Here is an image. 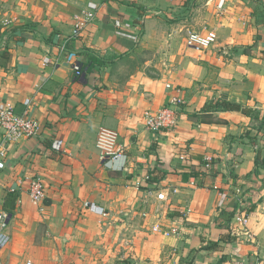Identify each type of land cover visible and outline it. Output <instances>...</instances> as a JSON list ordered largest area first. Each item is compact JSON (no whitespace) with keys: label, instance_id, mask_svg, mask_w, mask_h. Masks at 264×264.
Instances as JSON below:
<instances>
[{"label":"crops","instance_id":"1","mask_svg":"<svg viewBox=\"0 0 264 264\" xmlns=\"http://www.w3.org/2000/svg\"><path fill=\"white\" fill-rule=\"evenodd\" d=\"M89 1L100 5L96 21L68 44L83 75L65 61L45 65ZM262 1L206 0L225 38L198 52L181 33L208 17L188 14L190 0H0V101L23 113L30 100L41 125L8 145L0 128V264H264ZM175 94L178 126L150 132L145 113ZM224 100L248 113L209 107ZM101 127L119 133L126 170L102 164ZM34 177L46 188L42 205L29 196ZM155 223L179 233H155Z\"/></svg>","mask_w":264,"mask_h":264},{"label":"built area","instance_id":"2","mask_svg":"<svg viewBox=\"0 0 264 264\" xmlns=\"http://www.w3.org/2000/svg\"><path fill=\"white\" fill-rule=\"evenodd\" d=\"M222 2L224 0H221ZM100 9L99 3L89 1L84 7L79 9L73 16V30L69 36L62 37L61 45L58 48V55L51 59L46 57L43 61L45 65L52 64L57 67L65 61L72 66V69L76 77L83 75L81 64L77 60V54L75 52L68 51V44L74 38L80 36L87 28L95 23L98 11ZM12 20L7 19L3 23V27H11ZM218 34L215 30L209 31L206 34L198 32H189L186 38V44L189 48L195 51H204L210 49L218 42ZM167 89L178 93L179 90L174 88L171 84L167 85ZM169 106L164 107L158 111H147L144 119L146 128L150 132H159L162 130H173L178 126L179 107L183 104V100L175 94L170 98ZM27 109L23 113H18L15 110L14 105L9 101H0V128L3 131L2 144H14L24 139H30L37 137L41 131L40 123L32 118L29 113L31 105L30 100L25 101ZM58 145V146H57ZM61 143H56L57 150L60 149ZM96 147L100 153V159L104 167L110 170L123 171L127 169L128 156L126 153V147L120 142V135L117 131L101 127L98 132ZM7 150L2 146L0 149V165L6 157ZM185 157H183L184 159ZM214 164V160L209 158L206 161L207 169H210ZM149 177H147V180ZM141 183H138L140 186ZM29 196L31 201L36 205H42L46 199V188L41 177L31 178L29 181ZM156 203V215H160L161 208L164 200L161 194L155 198ZM89 209L104 217L108 216V213L95 205H88ZM43 210V209H41ZM189 210L186 212L188 214ZM143 218L148 216L147 213L142 214ZM160 218L158 217V220ZM8 220L7 214L0 215V247L5 243L6 238L1 233L6 228V221ZM236 222L241 226V231L246 232L248 226V219L245 216L236 218ZM153 232H161L164 236L177 235L179 232L177 229L171 231H163L159 223H155L152 228ZM31 264V263H28ZM234 264H246L244 260L235 262Z\"/></svg>","mask_w":264,"mask_h":264},{"label":"rangeland","instance_id":"3","mask_svg":"<svg viewBox=\"0 0 264 264\" xmlns=\"http://www.w3.org/2000/svg\"><path fill=\"white\" fill-rule=\"evenodd\" d=\"M191 5L189 8H193L195 9V11H190L188 12V14L191 15H195L200 13V11H204L207 15L205 16L207 19L205 20H194L190 26L186 27L184 29V31L181 33V35H183L185 38L188 36L189 32H199V33H206L209 32L211 30H216L219 29V22L215 21L214 19V14L213 11L211 9L212 5H206V0H190ZM213 4V3H212ZM259 16H258V20L259 21H263L264 22V2H261V8L258 12ZM222 25V23H220ZM170 28V27H169ZM188 29V30H187ZM218 36H219V43L223 42V39L225 38L224 35H221V32L217 31ZM264 118H262L261 120V125L264 124Z\"/></svg>","mask_w":264,"mask_h":264},{"label":"trees","instance_id":"4","mask_svg":"<svg viewBox=\"0 0 264 264\" xmlns=\"http://www.w3.org/2000/svg\"><path fill=\"white\" fill-rule=\"evenodd\" d=\"M209 107L213 108V109H215L216 111H219V112L220 111H224V112H227V111H241V112L246 113V114L248 113V110L244 109L241 105L236 104V103H231V102H229L227 100H224L223 102H216V103L210 104ZM12 214L13 213L10 211L9 215H12ZM232 234H231L232 237H236L235 234H234V236ZM224 239H225V237H224ZM228 240L232 241L233 239L232 238H228Z\"/></svg>","mask_w":264,"mask_h":264}]
</instances>
